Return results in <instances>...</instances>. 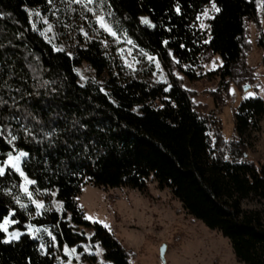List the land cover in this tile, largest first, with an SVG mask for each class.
Masks as SVG:
<instances>
[{"label":"trees","instance_id":"1","mask_svg":"<svg viewBox=\"0 0 264 264\" xmlns=\"http://www.w3.org/2000/svg\"><path fill=\"white\" fill-rule=\"evenodd\" d=\"M208 3L220 11L208 18L203 37L193 22ZM92 5L120 38L159 62L166 82L120 83L111 76L105 91L99 83L108 68L102 35L80 38L70 52L56 49L40 25L32 27L25 11L38 10L55 19L60 30L77 3L0 0V162L9 151L27 152L21 169L35 181L30 189L56 190L62 202L61 212L42 209L33 216L31 205L20 207L21 179L7 167L0 175V223L12 212L13 227L24 232L18 240L5 242L0 230V264H65V257L56 255L63 245L76 247L81 263L131 264L136 253L88 220L77 195L85 183L129 187L146 195L149 178L159 189L168 188L190 216L226 238L240 263L264 264V161L246 156V137L260 129L264 100L242 99L232 114L234 134L225 139L180 76L191 82L218 76L228 96L230 84L239 91L250 85L257 92L253 85L259 74L264 76V0L263 26L257 19V0H93ZM141 16L152 26L142 23ZM246 21L258 28L255 45L262 56L255 66L246 63L252 47ZM205 52L218 54L222 64L195 74L198 57ZM82 63L95 76L80 83L75 68ZM216 93L215 101L220 99ZM11 136L17 139L9 145ZM244 201L256 206L244 208ZM27 225L47 229V234L35 238L25 231Z\"/></svg>","mask_w":264,"mask_h":264},{"label":"rangeland","instance_id":"2","mask_svg":"<svg viewBox=\"0 0 264 264\" xmlns=\"http://www.w3.org/2000/svg\"><path fill=\"white\" fill-rule=\"evenodd\" d=\"M75 3L78 4V9L75 12H70L69 20L66 19V21L61 22L64 26L60 30L58 24L54 22L55 19L52 20L43 16L38 10L31 11L32 15L29 20L32 25L41 26L43 36L52 42L56 49L64 48L68 52L72 46L79 43L80 38L90 40L98 38V34L102 35L99 39H101L104 56L108 62L107 70L99 77V83L103 90H105V81L111 76L116 77L120 83L130 79L145 81L149 84L166 82L163 69L153 56L138 51L129 41L120 38L118 35L113 37L99 27L94 15L101 13L92 3L88 4L87 0H83L82 3ZM87 8H92L93 11L89 12ZM256 8L257 19L263 26L261 0H257ZM205 9L208 10V17L202 15ZM37 12L39 16L36 15ZM213 13L212 3H208L196 15L193 26L194 30H198L200 36L207 37V20ZM198 16L200 19H197ZM142 17L147 18L146 16ZM57 19L60 20L59 17ZM202 23L206 27L201 28ZM49 25H51L50 30ZM245 25L247 38L252 43L246 63L249 66H255L262 56V50L255 45L258 28L251 21H246ZM63 33H66L65 37H62ZM149 57L153 59L149 60ZM157 63L159 67H157ZM221 64L218 54L205 52L198 57L194 72L195 74H204L216 70ZM75 70L80 83L95 76L93 69L87 63H82ZM180 76L183 86L192 92L194 101L205 104L204 112L210 115L211 120L214 121L216 128H220L225 139L231 138L234 134L232 114L239 102L247 96V93L252 92L255 94L253 96H259L264 100V91H262L264 90V76L262 73L259 74V78L253 85L257 88V92L250 85H247L248 87L244 88L243 91H239L230 84L229 92L231 95L229 96L225 94L218 76L210 81L199 80L197 82H191L184 76ZM214 91L220 96L217 101L212 96ZM259 126L258 131H251L246 137L248 143L246 156L254 161H264V115L259 121ZM208 133L211 142H213L212 130ZM24 158L20 161V167ZM0 166H3L2 162H0ZM17 174L21 179L20 188L24 200L22 204L24 206L31 205L33 216L37 214V210L32 201L41 202L42 207L39 213L42 209L50 208L61 212L62 202L56 198V190L36 193L30 189L32 184H26L25 178L19 173ZM27 179L31 180L28 177ZM21 185L27 187L28 192L31 193V198ZM77 201L88 220L102 226L106 224L108 227H104L127 250L136 253L137 257L131 264H243L235 258L226 238L218 232L208 229L201 221L190 216L171 191L168 188L159 189L156 181L152 178L147 181L146 195L129 187H97L85 183L80 187ZM242 206L252 208L256 204L255 202L244 201ZM10 213L11 215H9ZM10 213L7 216L11 221H14L12 212ZM13 225L14 223L8 225L7 232L2 230L5 241H16L24 232L13 227ZM13 231L20 233L18 238L10 239V233ZM25 231L35 238L42 232L47 234L45 230L33 225H27ZM41 245H43L42 242L39 246L44 251L45 246L43 245L42 248ZM65 248L68 249L67 252ZM72 249L75 251L73 252ZM95 253L98 255L99 262H102V251L99 247L95 249ZM56 255L60 259L63 255L65 264H86L79 261V255L74 246L63 245L61 253L56 252Z\"/></svg>","mask_w":264,"mask_h":264},{"label":"snow or ice","instance_id":"3","mask_svg":"<svg viewBox=\"0 0 264 264\" xmlns=\"http://www.w3.org/2000/svg\"><path fill=\"white\" fill-rule=\"evenodd\" d=\"M48 2L51 3V0H48ZM74 2L82 3L83 0H74ZM87 2H88V4H91L93 2V0H87ZM101 2H103V0H101ZM85 7H87V5H85ZM212 9L215 12H219L220 11V8H218L215 3H212ZM87 10L89 12H92L93 11L92 8H87ZM25 11H28L29 12V17H31L32 12L30 10H28V9H25ZM176 11L179 12V7L178 6L176 8ZM36 15L39 16V13L37 12ZM107 15H111V13H107ZM202 15L205 16V17H208L209 16L208 10L205 9L204 12L202 13ZM94 19H95L96 23L99 25V27L101 29H103L105 32L109 33L113 37H115L117 35V33L113 30L111 24H109V22L107 21L105 14H103V13L96 14V15H94ZM197 19H200V17L198 16ZM141 22L142 23H145V24H149V26H152L149 23V21H148L147 18L142 17L141 18ZM32 26L35 29L36 25L33 24ZM204 27H206V26L202 23L201 24V28H204ZM50 29H51V25H49V30ZM152 59H153L152 57H149V60H152ZM129 67H132V65H129ZM157 67H159V64L158 63H157ZM247 87L248 86L245 85V88H247ZM166 91H167V89H166ZM262 91H264V90H262ZM253 95H255V94L252 93V92H248L247 93V96H253ZM247 96L245 98H247ZM0 135H2V133H0ZM45 135H48V134L46 133ZM16 139H17L16 136H11V139H9L7 141V143L9 145H11L12 142L15 141ZM26 156H28V153L27 152H24V151H19L18 154H16V155H13V152L12 151H9L7 153V159L2 162L3 163V166H0V175H4L5 174V168L6 167H10L11 169H14L17 173H19L20 176H22V177L25 178L26 184H35V181L27 179V177L25 176V173L21 170V167H20V161H21V159L23 157H26ZM225 159H228V157L226 156ZM21 187L24 189V191L26 193H28L29 198H31V193L28 192L27 187L25 185H21ZM16 202L19 204L20 203L19 202V199H17ZM32 203L35 204L36 210H37V214H39V211H40V209L42 207L41 202H39V201H32ZM20 207L23 208L24 205L21 204ZM9 215H11V213ZM10 223H16V221H11L9 219V216H4L3 217V222L0 223V230H3L4 232H7L8 231V225ZM104 226L105 227H108L106 224ZM45 231H47V229H45ZM19 235H20V233H18L16 231H13V232L10 233V239H12V238H18ZM49 235H51V233H49ZM5 242H10V241L9 240H6ZM41 247L43 248V245H41ZM65 251L67 252L68 249L65 248ZM72 251L74 252L75 249H72ZM85 251H87V249H85Z\"/></svg>","mask_w":264,"mask_h":264}]
</instances>
